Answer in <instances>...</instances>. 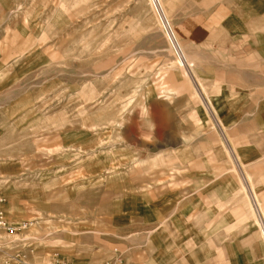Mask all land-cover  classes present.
<instances>
[{
  "label": "rangeland",
  "instance_id": "rangeland-1",
  "mask_svg": "<svg viewBox=\"0 0 264 264\" xmlns=\"http://www.w3.org/2000/svg\"><path fill=\"white\" fill-rule=\"evenodd\" d=\"M174 4L0 0V198L11 226L27 224L0 233V259L126 262L118 204L174 163L156 102Z\"/></svg>",
  "mask_w": 264,
  "mask_h": 264
},
{
  "label": "crops",
  "instance_id": "crops-1",
  "mask_svg": "<svg viewBox=\"0 0 264 264\" xmlns=\"http://www.w3.org/2000/svg\"><path fill=\"white\" fill-rule=\"evenodd\" d=\"M174 5L156 82L174 163L118 204L124 264H264V0Z\"/></svg>",
  "mask_w": 264,
  "mask_h": 264
},
{
  "label": "built area",
  "instance_id": "built-area-1",
  "mask_svg": "<svg viewBox=\"0 0 264 264\" xmlns=\"http://www.w3.org/2000/svg\"><path fill=\"white\" fill-rule=\"evenodd\" d=\"M167 32L169 33V42L173 48L177 47L175 48L176 49L175 51L177 52L178 46L174 40L173 35L171 34L169 26H167ZM26 228H27L26 223H22L18 227H13L7 222L3 211V199L0 198V233L5 234L6 236H14L21 231H25ZM2 252L3 251L0 248V253ZM113 253H115V258L111 264H122L121 255L118 254L116 250H114ZM0 264H28V263L26 262L25 257L18 252L14 254V256H11L8 259H0ZM45 264H71V263L63 260H52Z\"/></svg>",
  "mask_w": 264,
  "mask_h": 264
},
{
  "label": "bare ground",
  "instance_id": "bare-ground-1",
  "mask_svg": "<svg viewBox=\"0 0 264 264\" xmlns=\"http://www.w3.org/2000/svg\"><path fill=\"white\" fill-rule=\"evenodd\" d=\"M7 238H9V237H5V236H1V235H0V240H1V242H5L4 240H6ZM14 241H15V242H16V241H19L18 236H15V237H14V240H12V238H10V242H14ZM22 241H23V240H22ZM1 242H0V243H1ZM3 247H4V246H3Z\"/></svg>",
  "mask_w": 264,
  "mask_h": 264
}]
</instances>
